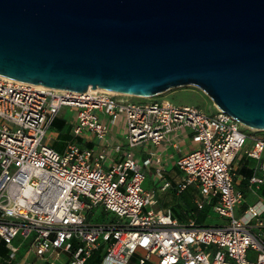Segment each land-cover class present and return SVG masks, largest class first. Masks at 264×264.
I'll return each mask as SVG.
<instances>
[{
    "label": "built area",
    "instance_id": "2783aa9c",
    "mask_svg": "<svg viewBox=\"0 0 264 264\" xmlns=\"http://www.w3.org/2000/svg\"><path fill=\"white\" fill-rule=\"evenodd\" d=\"M130 97L0 76V246L8 250L0 264H35L31 254L43 264H88L101 248L102 264H264V134L219 109L208 115ZM64 109L75 112L73 134L90 135L100 150L71 143L60 153L49 144ZM121 121L125 141L112 143L111 126ZM188 137L195 147L184 152ZM171 147L180 154L177 186L164 159ZM241 157L257 162L244 178L255 203L237 187ZM191 187L203 198L197 208L211 206L226 224H182L160 206L159 190Z\"/></svg>",
    "mask_w": 264,
    "mask_h": 264
},
{
    "label": "water",
    "instance_id": "95a60500",
    "mask_svg": "<svg viewBox=\"0 0 264 264\" xmlns=\"http://www.w3.org/2000/svg\"><path fill=\"white\" fill-rule=\"evenodd\" d=\"M0 76L138 98L195 87L264 131V0H0Z\"/></svg>",
    "mask_w": 264,
    "mask_h": 264
},
{
    "label": "crops",
    "instance_id": "0c3cea01",
    "mask_svg": "<svg viewBox=\"0 0 264 264\" xmlns=\"http://www.w3.org/2000/svg\"><path fill=\"white\" fill-rule=\"evenodd\" d=\"M57 120L59 121L60 129L52 127L49 131L48 140H49V144L58 152L64 153L71 143H77L82 147L95 148L97 150L101 149V147L97 144L95 139H93L90 135H86V137H76L73 134L72 127H73L74 118L71 122H69L68 120H66L65 116L61 113V115L56 119V121ZM125 135H126V125L124 121H121L118 124L111 126L110 141L112 143L125 141ZM181 146L184 152H188L195 147L190 137H188L186 141L181 144ZM136 153L142 159H144L147 156V154L145 152H142L141 150H137ZM179 157L180 154L174 147H171L168 155L164 156V159L166 161V168L169 172L168 177L173 181L174 186H177V184H179L182 177L181 171L178 170L175 163ZM256 167H257V162L255 160H250L246 157H241L236 162L237 175H238L237 187L238 189L242 190L246 195L248 194V180L244 178H248L252 176L255 173ZM243 169L250 170L252 174L250 176L246 175L245 173L242 172ZM243 186L245 187V189H242ZM173 207L172 208L169 207L167 208V210L171 209L175 215V218L180 223L186 224L190 220H195V222L198 224L195 211L192 210V208H190L186 202H180L176 204L175 207L176 210H174ZM204 210H206V208L199 211H204ZM37 263L38 261H35V264Z\"/></svg>",
    "mask_w": 264,
    "mask_h": 264
},
{
    "label": "rangeland",
    "instance_id": "374dc122",
    "mask_svg": "<svg viewBox=\"0 0 264 264\" xmlns=\"http://www.w3.org/2000/svg\"><path fill=\"white\" fill-rule=\"evenodd\" d=\"M128 101H133L136 103L139 102H151L156 100H167L170 101L172 104L176 106H192L196 107L202 112L213 115L217 112L218 108L213 102V100L206 95L202 90L195 88V87H186V88H178L173 89L171 91H168L167 93L156 96V97H150V98H138V97H130L127 98ZM62 114L65 116L66 120L71 122L73 118L75 117V112H71L69 110L64 109ZM258 134L263 135L264 131H256ZM259 175H262V173H258ZM155 187L152 177L148 176L144 188L147 190H152ZM242 189H245L243 186ZM247 191V190H246ZM158 197L162 204L163 209L167 210L169 207H176V204L180 202H186L192 210L196 213V219L199 225H224L227 223V220L225 218H222L218 214L214 213L213 209L210 206H207L206 210L199 211L196 205V200H203L199 190H197L194 187H191L189 190H187L182 195H177L176 190L170 189L167 192L158 191ZM247 197L251 201V203L257 202L260 197L254 196L252 192L248 190ZM252 253V252H251ZM31 259H29L30 262L36 261L35 254H31ZM37 264H43V262L38 261Z\"/></svg>",
    "mask_w": 264,
    "mask_h": 264
},
{
    "label": "trees",
    "instance_id": "16d2710c",
    "mask_svg": "<svg viewBox=\"0 0 264 264\" xmlns=\"http://www.w3.org/2000/svg\"><path fill=\"white\" fill-rule=\"evenodd\" d=\"M52 127L59 128L60 129V127H59V121L57 120L53 124ZM242 172L245 173L248 176H250L252 174V172L250 170H246V169H243ZM259 194L264 197V185L259 190ZM158 199H159V197H158ZM160 206L162 207L161 202H160ZM205 208H207V206ZM173 209L176 210L175 207H173ZM7 254H8V250L6 249V247L4 245L0 246V255L3 258H5V257H7ZM104 256H105V252H104L103 248H101L100 250L96 251L93 254V256L91 257V259L88 261V264H102V261L104 259ZM132 264H139L136 258L133 260V263ZM147 264H149V263H147Z\"/></svg>",
    "mask_w": 264,
    "mask_h": 264
},
{
    "label": "bare ground",
    "instance_id": "6f19581e",
    "mask_svg": "<svg viewBox=\"0 0 264 264\" xmlns=\"http://www.w3.org/2000/svg\"><path fill=\"white\" fill-rule=\"evenodd\" d=\"M12 80V79H11ZM37 86H41V85H37Z\"/></svg>",
    "mask_w": 264,
    "mask_h": 264
}]
</instances>
